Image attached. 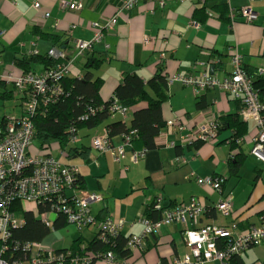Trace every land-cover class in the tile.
Wrapping results in <instances>:
<instances>
[{
	"label": "crops",
	"instance_id": "crops-1",
	"mask_svg": "<svg viewBox=\"0 0 264 264\" xmlns=\"http://www.w3.org/2000/svg\"><path fill=\"white\" fill-rule=\"evenodd\" d=\"M14 1L0 0V29L5 32L0 40V88L13 85L14 90L4 91L6 94L3 98L15 99L16 109L14 114L4 115L0 122L6 117H21L24 102L14 83L1 77L23 74L15 64L17 58L32 54L46 56L52 49L64 52L68 61L75 60L70 67L69 77L83 78L84 66L91 58L100 56L106 59L100 68L92 70L94 79L104 80L100 92L104 102H109L113 97L124 73H136L147 83L162 67L169 80V100L163 105V117L167 123L181 120L188 131L209 125L227 115H239L240 105L229 93L219 88L199 91L194 86H185L179 78L208 74L221 81L232 73L233 48H237L242 55L247 71L256 73L259 69L264 70V0H167L162 8L155 2H141L133 10L123 12L115 27L105 31L101 43L94 44L92 50L76 59V41H91L96 31L95 24L104 27L116 15L118 0H39L40 11L34 8L35 0H18L16 4ZM63 1L79 2L82 8L63 9ZM220 5L226 6L225 17L221 15ZM247 9H251L256 16L252 22H246L243 16H229L231 11ZM45 13H49L47 19L44 18ZM33 68L38 74L45 71L40 64H34ZM200 98H204L207 104L204 110L198 109ZM116 118L111 117L108 122L122 120L129 124L132 114L128 111L126 120ZM254 127L255 123L248 122V133L240 150L243 153L245 144L253 146L252 139L256 135ZM232 132H222L218 141H203L204 145L198 150L184 146L179 153L176 152L177 144L185 145L181 141V133L175 132L166 138L160 135V147L149 152L137 150L146 153L143 159L135 162L130 146L125 147L121 161H117L111 153L102 154L93 147V139L106 134L102 125L93 130L79 131L77 143L88 148L87 160L77 154L69 162L78 167L86 180V190L81 193L96 194L102 198L101 203L91 207L93 219L98 221L111 217L124 221L122 234L125 236L142 233L138 220L145 215L147 206L153 203L155 197H162L161 206L164 209L187 204L197 198L206 207H212L200 219L198 226L230 227L235 223L240 231L242 226L260 225V216L264 212L263 171L256 169L260 174L255 181V173L251 193L244 197V201L240 197L234 200L236 213L228 218L215 209L222 195L209 187L199 186L196 181L197 178L218 176L228 178L229 164L239 152L232 150L226 142L233 137ZM172 143H176V146H171ZM113 145L120 147L124 143L121 138H115ZM54 152L63 161L61 153ZM29 153L34 155L40 152L32 145ZM55 153L51 155L56 157ZM177 157L185 159L186 163L175 166ZM232 179L236 180V185L240 182V179L238 182V179L230 177L225 184V193L235 188L236 185L230 184ZM241 222L246 225L241 226ZM185 225L191 227L193 224L188 219L186 224L170 225L163 228L158 236L146 238V250H136L131 264H159L186 255L188 249L183 237ZM96 227L89 226L93 228L90 234L83 229L78 230V236L65 247L80 236L91 240L97 233ZM243 259L245 264L264 260V244L243 254Z\"/></svg>",
	"mask_w": 264,
	"mask_h": 264
},
{
	"label": "built area",
	"instance_id": "built-area-1",
	"mask_svg": "<svg viewBox=\"0 0 264 264\" xmlns=\"http://www.w3.org/2000/svg\"><path fill=\"white\" fill-rule=\"evenodd\" d=\"M18 0L14 1V4ZM141 2H155L161 8L165 7L167 0H118L117 13L112 17L104 27L95 24L96 31L91 41H76L75 59L83 56L87 51L92 50L94 44L101 43L104 40L105 31L112 30L118 22V18L125 11L133 10ZM63 9L70 7L80 10L82 8L79 2L63 1ZM34 8L41 10V2L35 0ZM243 15L246 22H252L256 18L251 9L237 11ZM235 12L230 13V17H235ZM49 13L44 14L47 19ZM5 32L0 29V40ZM232 73L221 81L208 74L203 76L188 75L179 78L185 86H194L199 91L219 88L229 93L234 98L243 100L244 108L241 115L246 122L255 123L256 135L252 139L253 148L251 155L261 162H264V118L262 117L263 105L259 101L257 91L255 90L253 79L243 66V57L237 48L231 51ZM48 56L58 61V64L42 74L28 73L15 76L10 74L3 80L14 83L19 93L23 95V113L21 117H8L5 128L0 132V237L5 242L11 237L10 230L21 227L23 220H18L15 216L14 205L21 203L26 211H33L39 205L46 202L52 203V199H61L63 194L70 189L74 183L75 176L78 174V168L65 165L61 159L53 155H44L42 153L30 154L35 135V126L33 117L40 108L46 107L56 101L62 93V80L70 73V67L75 61H68L64 52L58 49L49 51ZM257 76L264 77V70L259 69ZM109 112L111 117H121L127 119L128 109L124 108L117 99L112 100ZM217 124L215 122L199 127L193 131L182 124L181 120H170L167 123V129L162 134L166 138L169 134L179 132L182 134L183 144L192 145L195 141H214L218 139ZM70 143H77L79 137L73 135ZM93 147L100 153H111L117 161H121L125 155V147L130 146V136L126 138V144L115 147L108 139L107 135L95 137ZM171 146H176L172 143ZM145 151H136L133 154V160L137 162L145 157ZM62 156V153H61ZM177 163H186L185 159H177ZM225 176L200 179L197 178V184L201 187H209L215 192H220L226 181ZM102 198L96 194H82L75 200V205H65L60 202L59 211L65 213L70 224L78 227L96 225L102 231V238L107 235L116 236L125 224L124 221H116L112 218H106L97 223L91 216L90 208L98 204ZM55 202V201H54ZM162 197L156 200V208L161 210ZM55 205L54 203H52ZM52 205V206H53ZM216 211L223 217H232L234 214V199L232 196L221 198L215 206ZM206 210L205 205L198 199H192L176 209L162 210V218L156 222L140 217L138 222L142 226V233L135 235L130 243V247L138 250L141 247L146 235L159 234L163 228L173 223L186 224L191 220L197 227L188 229L183 234L188 253L181 257L173 259L171 264H230L234 256L243 254L249 244L260 246L264 242V216L262 224L252 226L249 229L239 231L235 223L230 227L218 225L198 226L199 219ZM46 226L50 227L51 222L46 215L43 217ZM218 239H226L230 243L226 249H219ZM48 253L49 259L42 262L41 257H33L30 264H55L60 261L53 256L52 249L40 248ZM8 246L4 245L1 254L7 253ZM105 264H128L126 262L116 261L111 253L105 255ZM87 261V260H86ZM88 263V262H87ZM0 264H21L10 263L0 260ZM86 264V262H85ZM256 264H264L262 262Z\"/></svg>",
	"mask_w": 264,
	"mask_h": 264
},
{
	"label": "trees",
	"instance_id": "trees-1",
	"mask_svg": "<svg viewBox=\"0 0 264 264\" xmlns=\"http://www.w3.org/2000/svg\"><path fill=\"white\" fill-rule=\"evenodd\" d=\"M219 9L221 10V15L225 17L226 6L220 5ZM234 12L236 13L235 17L243 16L237 11ZM40 34L43 35L44 33L40 32ZM54 37L52 38L54 39ZM105 60L104 57L100 56L87 60L86 65L84 66L83 78L65 77L61 83L63 93L56 98L54 103L40 108L33 117L35 126L33 145L40 153L52 154L55 153L54 151L56 150L57 152L62 153V162L65 165L75 167L67 162L77 154L84 156L87 160L86 155L88 148L83 145L79 146L78 143L71 144L69 141L71 136L75 135L79 137L78 135L81 129L93 130L102 125L105 126L106 135L112 144L113 139L115 138H121L123 143L126 144V138L130 136V147H132L134 152L139 149L149 152L160 147L158 142L159 137L167 129V121H165L163 117V105L169 100V80L165 70L162 67L159 68L155 72L154 77L147 83L136 73H124L122 82L116 88L113 97L109 102H104L100 94L104 80L101 78L94 79L92 70L100 68ZM15 64L23 74H28L32 72L36 73L33 68L34 64L43 65L46 71L54 68L58 64V61H55L48 55L42 56L32 54L21 59L17 58ZM247 73H249L250 77L253 79V84L257 91L259 101L263 105L261 114L264 118V77L257 76V71L256 73L247 71ZM5 94L6 93L0 95L3 98L2 95ZM113 99H117L124 108H127L128 111L131 112L132 120L129 124L122 120L108 122L111 118L109 108ZM233 99L240 105L239 115H227L214 121L218 126V138L219 135L226 130L234 132H232L233 137L226 142L232 150L239 151L238 154H236V158L231 160L232 162L229 164V176L228 178L226 177L227 179L223 184L221 191L218 192L222 195V198L227 196L233 197L232 191L225 193V184L230 177L238 179L239 182V179H241L240 170L246 159V154L240 150L241 144L244 142V138L248 133V122H246L241 115L242 109L244 108L243 100L234 97ZM197 106L199 110L207 108L204 98H200ZM7 119L8 117L0 122V132L5 128ZM204 143L205 142L200 140L195 141L192 145L177 144L176 152L179 153L180 149L184 146L198 150L204 145ZM177 159L181 158L177 157ZM176 160L174 163L175 166L182 165V163H177ZM259 172V170L255 172L257 174L255 181L259 178ZM86 187V180L78 169V174L75 176L72 187L67 189L61 199H52V203L55 205L49 201L39 205L33 211H25L21 203L14 205L15 207L13 211L15 212L16 218L17 215L22 212V220L24 221V224L21 227L10 230L11 237L6 243L2 242L0 237V260H5L10 263L30 264L33 257L39 256L43 259L42 262L45 263L46 260L49 259V255L46 252L42 253V251H40L41 247H45L52 249L53 256H55L56 259H60V261L55 264H85V262L86 264H96L99 262L105 264L103 259L105 255L109 253L113 255L116 261L131 264L133 253L136 251L130 247V243L134 236L128 237L123 235V229L116 236L107 235L102 238V231L96 227L97 233L91 240H86L80 236L76 238L69 247L64 246L56 248L54 244L45 242L52 232L64 229L68 225L76 226L69 223L67 215L62 211H59L58 206H60L61 202L62 204L73 207L75 205V200L79 198L81 192L86 190ZM157 199L158 198L155 197L153 203L147 206L145 215L142 217H146L154 222L162 218V210L166 209H164L165 207H162L161 210L156 208ZM184 204L178 206L174 205L175 207L169 209H176ZM210 209H212V207H206V210L200 219L206 215ZM235 213L234 210L233 216H235ZM44 215H46L51 222L50 227L45 225L43 219ZM263 216L264 212L260 216V224H262L261 218ZM106 218L96 222L100 223ZM244 223L245 222H241V226L246 225ZM185 226V231L196 227L194 224L191 227H188L187 225ZM252 226L255 225L242 226V230L245 231ZM76 227L81 231L83 228L89 226ZM159 234L146 235L143 240L145 241V239L150 236L156 237ZM144 241L138 251L146 250L147 247H145ZM229 243L230 242L226 239L217 240V246L219 249H226ZM263 244L264 242L261 246ZM4 245L8 246V251L2 255L1 250ZM254 247L256 246L249 244L243 254H246ZM243 254L234 256L230 261V264H245ZM172 261L165 260L161 261L159 264H171ZM259 262L264 263V260L257 261L254 264Z\"/></svg>",
	"mask_w": 264,
	"mask_h": 264
},
{
	"label": "rangeland",
	"instance_id": "rangeland-1",
	"mask_svg": "<svg viewBox=\"0 0 264 264\" xmlns=\"http://www.w3.org/2000/svg\"><path fill=\"white\" fill-rule=\"evenodd\" d=\"M13 86V85H12ZM11 85L8 87L2 89L0 88V92L3 93L4 91H12L14 88ZM3 96V95H2ZM15 101V99H14ZM14 101L8 100L7 98H2L0 95V119L4 115H12L14 114L13 111L16 109ZM17 101V100H16ZM116 119H120L119 116H117ZM255 129V127H254ZM34 146V145H33ZM35 148V147H34ZM253 146L251 144L244 145V151L246 154V159L244 161V164L241 169V179L238 185L234 184L236 183L235 179H232L230 181L231 185H236L235 188L232 191L234 200L238 197H240L244 201V197L248 196L251 193L252 186L254 184V178H255V171L256 169H260L263 171L264 174V162L259 161L254 156L250 154ZM56 155V153H55ZM57 157V155H56ZM67 162V160H66ZM67 163H70L69 161ZM84 165V162H82ZM86 166V165H85ZM246 192V194H245ZM18 220H22V212L17 215ZM53 219V218H52ZM68 227V228H67ZM64 229L58 230L57 232H52L45 242L49 244H54L56 248H61L64 246H68V244L74 239L75 236H78V228L73 225H68ZM89 228V227H88ZM83 228L84 232L86 234H90L93 231V228Z\"/></svg>",
	"mask_w": 264,
	"mask_h": 264
},
{
	"label": "water",
	"instance_id": "water-1",
	"mask_svg": "<svg viewBox=\"0 0 264 264\" xmlns=\"http://www.w3.org/2000/svg\"><path fill=\"white\" fill-rule=\"evenodd\" d=\"M212 70H214V69H212Z\"/></svg>",
	"mask_w": 264,
	"mask_h": 264
}]
</instances>
